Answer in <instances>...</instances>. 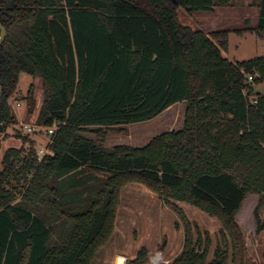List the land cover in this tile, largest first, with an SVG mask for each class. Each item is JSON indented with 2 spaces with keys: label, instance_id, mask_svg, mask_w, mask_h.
Here are the masks:
<instances>
[{
  "label": "trees",
  "instance_id": "16d2710c",
  "mask_svg": "<svg viewBox=\"0 0 264 264\" xmlns=\"http://www.w3.org/2000/svg\"><path fill=\"white\" fill-rule=\"evenodd\" d=\"M233 1L0 0L7 29L0 134L19 123L9 98L22 71L43 78L38 124L64 122L50 145L53 155L39 159L25 136L28 149L10 147L0 160V264H92L114 231L121 191L133 181L183 218L184 249L170 264H244L235 215L250 193L260 196L254 212L257 232L264 231V93L252 103L249 89L264 82V57L231 61L228 30H195L177 11ZM260 7L256 31L264 35V0ZM250 73L258 77L249 81ZM27 99L33 111L32 87ZM183 101V128L144 147L106 148L83 135L88 126L155 118ZM178 201L221 221L223 241L212 261L211 237L195 235ZM147 260L142 248L130 264Z\"/></svg>",
  "mask_w": 264,
  "mask_h": 264
},
{
  "label": "rangeland",
  "instance_id": "374dc122",
  "mask_svg": "<svg viewBox=\"0 0 264 264\" xmlns=\"http://www.w3.org/2000/svg\"><path fill=\"white\" fill-rule=\"evenodd\" d=\"M177 11L181 23L191 26L195 30H203L205 33L228 30V49L225 55L231 61L264 57V35H260L256 31L257 26H248L251 23L240 25L232 20L216 28L210 25L208 20L200 19L202 15L199 14H203V11L188 12L183 7H178ZM230 16L233 19L236 18L234 14ZM241 16L244 17L243 14ZM250 85L252 97L258 93H264V82ZM31 87L36 100L33 111H29L27 99ZM44 96L41 76H32L24 71L19 73L16 90L9 98L12 109L19 117V123L16 126L14 124L8 126L0 134V160L10 147L24 145L28 149L31 144L24 141L25 136H29L35 141L37 150L46 146L47 137L44 130H41L42 132L36 130L34 133L27 132L25 128V125L38 123ZM18 102L22 104L20 107L17 106ZM186 110L187 102L183 101L174 104L155 118L116 126H88L83 135L102 142L106 148L115 146L144 147L154 137L162 133L181 130L184 126ZM21 118L25 125L21 124ZM98 129H101L105 134L104 140H101L102 137L97 134ZM1 168L2 164L0 163ZM97 175L103 174L99 172ZM78 176L79 174L74 172L70 178L75 177L74 179H76ZM259 202L258 194H248L235 215L244 247V264H264V231L257 232V220L254 212ZM175 203L194 225L196 236L200 233L204 239L206 234L211 237L209 261H212L215 249L223 241L221 221L187 202L178 201ZM260 212L264 217V205L260 208ZM184 225L181 214L173 206L164 202L156 191L141 182H129L123 187L120 194L114 231L107 243L100 247L92 264H119L117 258L121 255L125 259L123 264H130L142 248H146L148 252L146 264H170L184 249ZM157 257L161 259L155 260Z\"/></svg>",
  "mask_w": 264,
  "mask_h": 264
},
{
  "label": "crops",
  "instance_id": "0c3cea01",
  "mask_svg": "<svg viewBox=\"0 0 264 264\" xmlns=\"http://www.w3.org/2000/svg\"><path fill=\"white\" fill-rule=\"evenodd\" d=\"M260 2L261 0H234L228 6L217 5L209 11H203L204 13L199 15H202L200 19L204 21L208 20L210 25L216 28L232 20L236 23H240V25L243 23H251L248 26L256 27L261 12ZM232 14L236 15V18H231L230 15ZM237 14L239 15L237 16ZM241 14H243L244 17L241 16Z\"/></svg>",
  "mask_w": 264,
  "mask_h": 264
},
{
  "label": "built area",
  "instance_id": "2783aa9c",
  "mask_svg": "<svg viewBox=\"0 0 264 264\" xmlns=\"http://www.w3.org/2000/svg\"><path fill=\"white\" fill-rule=\"evenodd\" d=\"M247 77L249 81H254V79L258 77V74L250 73L247 75ZM250 101L252 103H256L257 99L255 97H251ZM21 105L22 104L20 102L17 103L18 107H20ZM20 122L21 124L25 125L22 118L20 119ZM62 125H64V122L62 120H55L51 125H44L38 123L25 125L27 132H34L39 129L44 130L46 132L47 144L46 146H43L38 150L39 159H42L47 154L53 155V151L50 149V145L52 144L56 132L60 129Z\"/></svg>",
  "mask_w": 264,
  "mask_h": 264
},
{
  "label": "water",
  "instance_id": "95a60500",
  "mask_svg": "<svg viewBox=\"0 0 264 264\" xmlns=\"http://www.w3.org/2000/svg\"><path fill=\"white\" fill-rule=\"evenodd\" d=\"M6 37H7V29L0 22V51H1L2 44L4 43ZM1 98H2V86H1V83H0V102H1Z\"/></svg>",
  "mask_w": 264,
  "mask_h": 264
},
{
  "label": "bare ground",
  "instance_id": "6f19581e",
  "mask_svg": "<svg viewBox=\"0 0 264 264\" xmlns=\"http://www.w3.org/2000/svg\"><path fill=\"white\" fill-rule=\"evenodd\" d=\"M118 260H117V263H121V264H123V261L125 260L124 258H123V256L121 255V256H118V258H117ZM160 260L161 258L160 257H158V258H155V260Z\"/></svg>",
  "mask_w": 264,
  "mask_h": 264
}]
</instances>
